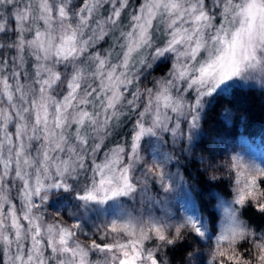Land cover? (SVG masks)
I'll return each instance as SVG.
<instances>
[{
  "label": "snow or ice",
  "instance_id": "snow-or-ice-1",
  "mask_svg": "<svg viewBox=\"0 0 264 264\" xmlns=\"http://www.w3.org/2000/svg\"><path fill=\"white\" fill-rule=\"evenodd\" d=\"M237 95L264 0H0V264H264Z\"/></svg>",
  "mask_w": 264,
  "mask_h": 264
},
{
  "label": "trees",
  "instance_id": "trees-1",
  "mask_svg": "<svg viewBox=\"0 0 264 264\" xmlns=\"http://www.w3.org/2000/svg\"><path fill=\"white\" fill-rule=\"evenodd\" d=\"M233 102L238 106L244 107L251 116V131L256 133H264V98L257 95H237L232 98ZM127 129L118 130L119 135H123ZM239 134V128L237 129ZM119 135L116 137L119 138ZM185 253L177 247L169 254L172 264H183Z\"/></svg>",
  "mask_w": 264,
  "mask_h": 264
},
{
  "label": "rangeland",
  "instance_id": "rangeland-1",
  "mask_svg": "<svg viewBox=\"0 0 264 264\" xmlns=\"http://www.w3.org/2000/svg\"><path fill=\"white\" fill-rule=\"evenodd\" d=\"M264 134V133H263ZM257 143H259V138L257 137ZM172 264V263H171Z\"/></svg>",
  "mask_w": 264,
  "mask_h": 264
}]
</instances>
